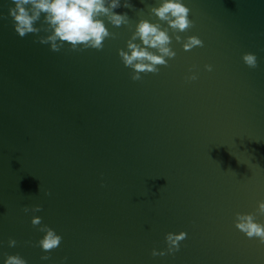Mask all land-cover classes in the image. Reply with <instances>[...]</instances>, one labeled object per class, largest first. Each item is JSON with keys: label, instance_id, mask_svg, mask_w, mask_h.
Returning a JSON list of instances; mask_svg holds the SVG:
<instances>
[{"label": "water", "instance_id": "95a60500", "mask_svg": "<svg viewBox=\"0 0 264 264\" xmlns=\"http://www.w3.org/2000/svg\"><path fill=\"white\" fill-rule=\"evenodd\" d=\"M128 2L102 49L54 52L42 19L20 37L0 0V264H264L236 228L237 213L264 224V0H184L192 27L180 42L169 29L175 57L139 80L119 50L140 19L166 24L158 0ZM189 36L202 46L185 50ZM45 225L62 237L48 252Z\"/></svg>", "mask_w": 264, "mask_h": 264}, {"label": "clouds", "instance_id": "9594fccd", "mask_svg": "<svg viewBox=\"0 0 264 264\" xmlns=\"http://www.w3.org/2000/svg\"><path fill=\"white\" fill-rule=\"evenodd\" d=\"M14 6L9 7L8 15L13 20L15 32L24 37L27 34H38L41 28L37 23L43 20L47 27L44 29L46 35L40 36L38 42L50 45V50L58 52L65 44L72 50L96 49L103 47V41L112 36L106 22L119 27L127 25L129 18L126 13H118L115 9L120 7H131L128 0H12ZM150 14L154 15L161 23H153L148 19H140L135 24L131 38L127 41L126 50L120 49L119 56L125 67L133 70L131 78L141 79V73H156L158 66L167 65L168 59L175 57L176 53L171 47L172 32L177 33L176 41L182 40L179 33H183L193 25L189 18L190 9L184 0H158V6L150 7ZM0 19H4L0 15ZM203 42L196 36H189L183 42V48L190 50L195 46H202ZM244 63L250 68L258 66L257 56L254 53H245L242 57ZM211 71V65H205ZM190 80L197 79L195 74L188 77ZM50 195V193H46ZM39 212L41 208L36 206L32 209L27 207L25 212ZM260 213L264 214V201L258 205ZM31 223L41 224V217L33 216ZM236 228L243 232L248 238L256 237L264 243V224L256 222L253 214L237 213ZM44 233L38 241L39 247L48 252L57 248L62 237L48 226L41 227ZM187 236L185 232H169L165 239L167 242V254L179 251V242ZM15 239L8 240L9 247H15ZM164 251L153 250V256H164ZM42 261L49 260L47 255L41 257ZM67 258L65 257V261ZM3 264H27L19 254L6 255Z\"/></svg>", "mask_w": 264, "mask_h": 264}]
</instances>
